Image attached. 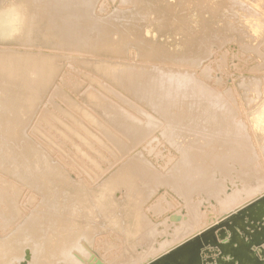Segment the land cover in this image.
Listing matches in <instances>:
<instances>
[{
    "label": "bare ground",
    "instance_id": "1",
    "mask_svg": "<svg viewBox=\"0 0 264 264\" xmlns=\"http://www.w3.org/2000/svg\"><path fill=\"white\" fill-rule=\"evenodd\" d=\"M49 5L55 6V13L46 11ZM203 5L208 4L203 2ZM189 7L183 9L190 10L193 6ZM66 8H69L68 0H10L5 6L0 4V42L5 39L23 46L0 45V173L3 175H0V264H264V162L256 152L249 150L254 148L252 143L247 142L244 147L232 142L233 138L242 136V131L250 122L245 125L237 119L234 121L231 118L234 111L225 105L222 111H218L221 121L215 120L205 125L200 120L206 115L205 110L212 104L226 103L217 96L212 97L209 91L207 97H211V102L202 104L198 110L189 111L193 116L188 128H180L174 117L160 110L169 125L162 130L161 135L165 137L163 139L167 146L175 149L179 156L171 159L165 167L157 165V160L148 157L147 150L143 149L154 135L155 124L130 120L117 122L114 115L109 113L115 107L107 106L103 95L112 100L117 98L118 102L130 106L132 104L125 100L135 101L132 100L135 96L143 94L149 88L147 80L155 71L162 78L156 81L157 85L160 83L158 87H174L180 83L173 76L167 77L170 74L167 75L168 71L164 73L168 70L165 67L144 71L136 66H126V61H122L119 54L118 58L113 59L92 57V54L98 55L95 53L100 51L122 53L124 43L137 40L136 44L142 45L147 37L144 34L134 37L132 32L124 37L114 32L113 35H107L110 27L99 25L106 32L104 41L96 42L94 38L93 45L85 49L79 42L80 37L68 31L71 24L79 23V17L75 15L67 21ZM159 11L157 9V13ZM86 12L92 13L89 3ZM162 14L166 17V13ZM182 15L183 12L180 17ZM179 21H182L181 18ZM205 26L197 29L195 36L192 34L185 38L188 40L186 43L193 48L186 55L187 60L196 62L210 47L223 43L225 32L222 34ZM65 44L75 54L86 52L96 59L89 64L90 72L95 76L90 77V81L95 83L83 94L82 101L73 100L66 89V93L64 89L60 90L66 80H61L64 84L59 83L63 75H59L55 57L49 55L52 52L44 54L45 50L31 48L62 50L67 47ZM148 45L143 48L149 47L150 50L137 49L138 54L142 55L140 57L150 58L160 53L158 47ZM231 46L239 47L236 42L231 43ZM75 54L77 58V55L81 56ZM85 76L88 80L89 76ZM181 76L184 83L180 86L189 84L200 95L196 81L188 75ZM212 76L209 78L213 79ZM162 80L166 82L162 84ZM259 81L258 84L261 83ZM53 85L57 87H54L56 92L60 90L63 93L60 92L59 100L52 101L53 105L48 110H53L60 118L51 117V113L42 114L46 107L41 108L38 118L52 119L59 131L68 135L69 145H74V150L80 152V156H85L83 160L88 166L84 171L72 172L62 163L51 160L46 148L33 142L26 131L29 120L38 110L43 92ZM162 91L159 95H162ZM235 94L239 93L235 91ZM168 102H177L176 97H171ZM258 109L260 111L257 113L255 109L252 110V123L263 138L264 104ZM211 115L215 116L214 111L210 112ZM190 125L196 129L195 138L186 134L191 130ZM173 132L181 134L178 137L180 140L173 139ZM97 147L100 153L97 156L94 154L96 160H93L91 153ZM261 148H264L263 145ZM192 152L198 153L199 159L193 161L189 156ZM11 178L30 189L24 195L25 201L19 200L18 187ZM195 181L199 182L200 188L193 186ZM210 197L217 211L208 214L209 207L204 210L200 205L202 200ZM32 204L33 208L30 206ZM101 229L113 232L117 240L123 242L122 248L117 250L113 247V241L106 236L98 239ZM162 237L164 239L160 240ZM161 247H166V251ZM106 255H111V258L106 259Z\"/></svg>",
    "mask_w": 264,
    "mask_h": 264
},
{
    "label": "rangeland",
    "instance_id": "2",
    "mask_svg": "<svg viewBox=\"0 0 264 264\" xmlns=\"http://www.w3.org/2000/svg\"><path fill=\"white\" fill-rule=\"evenodd\" d=\"M9 1L10 0H0V4L2 6H5L8 4ZM68 1H69V8H66L67 11H65L67 21L70 20L71 17H74L75 15H77L79 17V23L78 24L72 25L71 23H69V25L70 24L71 25L69 26L70 28L68 27V31L71 34L75 33L77 35V37H80L79 42L81 43L82 47L85 49H89L91 47V45H93L91 43H92L94 38H95L96 42L99 40L104 41V39L106 37L105 36L106 32H104V30H101L99 25L110 27L109 29H107V30H110V31H108L107 35L109 33L111 35L114 32L115 35H123V37H124L127 35V33L132 32V34H134V37L135 36L141 37L143 34L145 35V37H147V39L143 42L142 45L140 43L136 44L137 40H135V41L132 40L131 43L126 42L127 44L124 43L122 45L123 49L121 50L122 53H124V54L114 53V52L109 53L106 51H100V52L95 53L98 55L92 54V57L94 56V57H97L100 59H113V58H118V54H119V57H121L122 61H126L125 62L126 66H131V67L136 66L137 68H142L144 71H151V70L154 71V70H157L158 68H160V66L165 67V69H168V70L164 71V73H167V71H168L169 73H167V75H169V74L171 75V76L169 75L170 77L169 76H167V77L172 78V76H173L174 80L177 78L176 82L180 83V85L184 83V81L182 80V76H181L182 74L186 75V76L188 75L190 77V79H193V81H196L200 95H198L197 91L195 90V87H193L189 84H188V86L187 85H182V86L179 85L180 87L178 85H175L174 87L178 86L177 88H174L173 86L168 87V88L158 87V86H160V83H158V85H157L156 81H159V79H162V78L161 77L159 78L160 73H158V72L156 73V71H155L154 73H151L149 79L147 80V83L149 84V88H147V90L143 94H138L137 96H135L132 99L135 101H131V99L125 100V101H128L129 104H132L130 106L123 104V102L122 103L118 102L117 98L112 100L109 97H106L105 95H103L104 99H105L103 101L105 102V104H107V106H109V107H111V106L113 108L115 107V110H110L109 113L114 115V119L117 122H120V121L124 122V121L130 120V122L132 121L135 123H149L150 125H152L153 123L155 124L156 129L154 130V135L152 136V138L148 139V141L145 145L146 147H144L143 149L145 151L147 150L146 152H147L148 157H150L152 159L155 158V161L157 160L155 162V163H157V165L160 164L159 166L165 167L166 165L169 164V161L171 159H176L179 156V153L175 149L167 146L165 139H163L165 137L161 135L162 130L165 129L169 125H168V122L164 119V117L160 114L159 111L160 110L165 111L168 115H171V117H174V119L177 121V124L180 128H186L187 125L191 122L190 119H192V116H193L189 113V111L190 110H198L199 108H202V104L205 105V103L207 101H210L211 97L210 98L207 97L208 91L210 92V95L212 97L217 96V97L221 98L222 100L226 101V103L223 105L222 104H212L211 107H208L205 110L206 115L205 116L203 115L202 119H200V120H202V122L205 125H207L209 122H212L215 120L221 121L220 119H222V118L218 115V111H222V109L225 105L228 107H231V109L234 111V115L231 118H233L234 121H235V119H237V121H241L245 125L248 124L247 122H250L245 128L246 130L244 129V132L242 131V136L238 135V136H240V138H233L232 142L234 144L243 145L244 147H246L247 142L252 143L254 148H249V150L256 152L258 154V156L260 158H262V160L264 162V154H263L264 151L262 150L264 148H261V145H263V147H264V140H263L264 137L262 138L259 136L258 129L255 130L254 129L255 127L253 126V123H252V122H254L253 118H252L254 111L259 112L260 110L258 109V107L260 108V106H262V104H264V93H263L264 84H262V83H264V38H262V37H264L263 36L264 33H262V32H264V29H263L264 28V13H261V12H264V1L263 0H252V1H250V0H209L211 2H208V0H205V1L204 0H202V1L196 0L197 1L196 3L193 0L192 1L191 0H185V1L181 0V2L179 0H176V1L175 0H172V1H170V0H68ZM187 1H189V2H187ZM222 1H223V3H222ZM3 2H4V4H3ZM203 2H204V4H206V5L208 4V5L207 6L203 5ZM212 2H213V5H212ZM88 3L90 6V11L92 13L86 12V6ZM179 3H181L180 6H179ZM186 3H188L189 6L191 5L190 7L193 6L191 8L192 10L190 9L189 6H187ZM198 3L200 5L197 6ZM215 3H219V5L218 4L216 5ZM175 4H177V5H175ZM254 4L256 6H254ZM159 5L163 6V7H160ZM183 5H185L184 6L185 8L189 7L190 10H188V8L186 9L187 11L184 10L185 8L183 7ZM201 5H202L203 9H201L202 8V7H200ZM169 6H170V8H169ZM194 6H195V8H194ZM208 6H209V9H208ZM177 7L179 10L177 9ZM257 7H259V8H257ZM157 9H158V11L160 9L159 13H157ZM49 10L51 11V13H55V6L49 5V7H47L46 11L49 12ZM164 10H166V11H164ZM185 11L187 12V14H185ZM205 11H206V13H205ZM215 11H216V14H214ZM144 12H146L147 14H145ZM182 12H183L182 17H185L186 19L185 18L182 19V17H180ZM162 13H166V17H165V14L163 15ZM174 13H176V14H174ZM168 14H169V16H168ZM141 15H143V16H141ZM176 15L179 16V18L176 17ZM173 16H175V17H173ZM221 16H223V18ZM159 17L161 20L159 19ZM121 18H122V20H121ZM174 18H176V19H174ZM180 18L182 20L181 22L184 23L186 21L185 24H183L179 21ZM225 19H226V22H225ZM198 20H199V22H198ZM250 20H251V23H250ZM174 21H176V22H174ZM258 21H259V23H258ZM42 22H43V20H42ZM208 24H210V25H208ZM217 24H220V25H217ZM225 24H227V25L225 26ZM242 24H243V27H242ZM201 26H205L206 28L209 27L208 29L212 28L213 30L221 31L222 34L225 32V36H224L223 43L221 45H217V46L215 45V47H210L196 62H193V61L187 60V56L192 52L191 50H193V48L190 47V44L186 43V41H188V40L185 38L188 37V35H192V34L195 36L197 33V29L201 28ZM224 26H225V28H224ZM227 26L230 28L229 30H227L228 29ZM257 27H259V28L261 27V28L259 29ZM231 29H232V32H231ZM105 30H106V28H105ZM260 30H262V31H260ZM236 31H238V33ZM233 32H234V34H232ZM245 32H248V33H245ZM145 33H147V34H145ZM230 33L232 35L228 36L227 34H230ZM244 35H246L247 37H245ZM258 35H260V37H258ZM241 38H242V40H241ZM248 38H249V40H248ZM141 40H143V39H141ZM260 40H262V41H260ZM63 41H66V39H64ZM243 41H244V43H243ZM234 42H236L237 45H239V47L231 46V43H234ZM2 44L8 45V46H15V47H21L22 46L18 42L14 43L11 41H7L5 39H2V41L0 42V45H2ZM39 44H41V43H39ZM148 44L149 45L152 44V45L158 47L159 49H157V50H160V53L156 54L157 56L154 55L155 57L154 56L150 57V58L149 57H140L142 55H140V53L138 54L139 50H137V49L140 48L143 50H148V49L150 50L151 48H149V47L143 48L144 45H148ZM187 44H188V46H185ZM223 44H224V46H223ZM226 44H228V45H226ZM64 46L66 47L67 45L65 44ZM31 48H34V50H37V51L39 49L45 50L46 52L44 51L45 52L44 54H46L47 52L54 53V54L49 53V55L52 56L53 58L55 57V61L57 62L58 68L60 69L59 75H61L60 73H62V75H63V79H60V78H57V79H60V81L63 80L64 82L66 80L65 83L67 84V86H65L66 84L62 85V84H64L63 81L59 82V83H62L61 85L63 87L65 86V88L60 87L61 88L60 90L64 89V91H63L64 93H66L68 91L67 94H70V97L73 100L82 101L83 94L87 91L88 88L92 87V85L95 83V82H92L93 80L90 81V77L95 78V76L92 74V72H90L91 70L89 68V64L94 63L96 59H92V57L89 54H87L86 52H81V51L76 52L77 54L81 55L79 57V55H77L74 52L67 49L68 46L62 50H54L53 48L47 49V47L45 49L44 48H36V46L31 47ZM166 48H167V50H166ZM173 48H175L176 50ZM224 49H227V50H224ZM230 49H232V50H230ZM215 51H218V52L220 51V52L219 53L216 52V53H218V54H216ZM57 52H58V54H56ZM231 52L233 55L231 54ZM169 53H171L172 55L175 53L174 54L175 56H171V54L169 55ZM74 54L77 55L78 58L76 56H74ZM226 54H227V57H229L231 55L230 56L231 58L230 57L227 58ZM70 55H72L73 57ZM83 55L85 58L84 57L82 58ZM169 56H170V58L167 59ZM221 56H222V58H221ZM249 56H251V57H249ZM218 58H219V61H218ZM241 59H242V61H241ZM210 60L213 62H211ZM220 61H221V63H220ZM207 62H208V64H207ZM216 62H218V63H216ZM211 63H212V66L210 65ZM255 63H257V64H255ZM145 64L147 66H144ZM209 65H210V67H209ZM170 67H172L173 69L172 68L170 69ZM207 67H208V69H207ZM219 68L221 70H219ZM254 69H256V70H254ZM81 71L83 74L81 73ZM88 71L90 73H88ZM222 71H225V73L224 72L222 73ZM228 71H229V73H228ZM178 72L181 75H179ZM84 73H85V75L89 76L88 80L86 79L87 77L84 75ZM172 73H173V75H172ZM214 73H216V74H214ZM176 74H178V76ZM238 74H239V76H238ZM244 74H246L247 76H244ZM214 75H216V76H214ZM241 75H242V77H244V79L241 77ZM253 75H255V76H253ZM260 75L263 77L261 78ZM211 76L213 77V79L209 78ZM223 77H224V79H222ZM252 78H254V79H252ZM259 79H260V81H259ZM221 80H222V82H221ZM223 80H224V83H223ZM240 80H242V82ZM256 80H258L261 83L258 84L257 83L258 81H256ZM99 81H101V80H99ZM230 81H231V83H230ZM164 82H166V81L162 80V84ZM254 82L257 83L256 84L257 86L254 85L255 84ZM57 83H58V80H57ZM74 83H76V84H74ZM214 83H215V85H214ZM241 83H242V85H241ZM217 85H218V87H217ZM244 86H246L247 88L246 87L244 88ZM54 87H55V85H53V87L52 86L49 87L48 89L45 90V92H43L41 100L39 101V103L37 105L38 110L36 111L35 114H33L31 119L29 120L26 131L28 132L29 137L33 142L38 143L39 145H42L46 148V150L48 151L47 153H49L51 160L56 161L60 164L62 163L64 165V167L69 168V170L72 172L84 171L85 169H87V166H88V164L86 163V160H83V158H85V156H80V154H79L80 152H76L74 150L75 146L69 145V143L67 142L69 140L68 135L67 134L63 135L59 131V129L57 128L56 124L53 123L52 119L48 120L47 118L45 119L43 117L41 119L38 118V116L40 115L39 113L41 112V108H45V107H46V109L42 111V114L51 113V117H53V116L57 117L56 113L53 110H48V107L50 109V106L53 105L55 99L59 100V97L61 96L60 95L61 91L59 90L58 92H56ZM70 87L73 91H71ZM229 87H230V90H229ZM55 88L57 89V87H55ZM153 88H154V90H153ZM217 88H220V89L218 90ZM251 88L254 91L253 90L251 91ZM257 88H259L260 92L258 91ZM49 89L51 91H52V89L55 91H52L53 93L50 94L51 91H49ZM161 89L162 90L165 89L164 90L165 92L162 91ZM170 89H172V90L170 91ZM158 90H159V92H158ZM160 90L162 91V95H159V93L161 94ZM166 91H169V92H167L168 94L166 93ZM235 91H236V93H239V94L236 95ZM54 92H56L55 93L56 95H53ZM63 92H61V94ZM227 92L228 93L230 92L231 95L230 94L228 95ZM222 93H224V94H222ZM57 94H58V96H57ZM245 94H246V96H245ZM163 95H165V97ZM224 95H227V96H224ZM168 96H169V98H168ZM234 96H235V98H234ZM171 97H173V98L176 97L177 102H175V103L170 102L169 103L168 100ZM166 98H167V101H166ZM231 98L233 100H235L234 102H236V104L233 102V100ZM244 98H246L247 101ZM229 99H231V100H229ZM248 99L250 102H248ZM252 99H254V100L252 101ZM52 101H53V103H52ZM237 107H238L239 113H237L238 111H236ZM248 108H249V110H248ZM253 109H255V110L252 111ZM246 110H247V112H246ZM212 111H214L215 116H213V115L210 116V112H212ZM107 112H108V110H107ZM208 112H209V116H208ZM243 112H245L246 114ZM238 114H240V115H238ZM238 116H240L239 117L240 119H238ZM245 116H248L250 120L248 119V117H245ZM57 118H60V117H57ZM210 119H212V120H210ZM44 120H46V121L44 122ZM190 124H192V123H190ZM249 126L251 128L252 127L253 128L251 129ZM192 127L193 126L190 125L191 130H189L186 134L188 136H190L191 138H195L196 129H194ZM246 131H247V133H246ZM180 135H181L180 133L179 134L174 133L173 139L180 140L178 138V137H181ZM255 135L257 137H255ZM156 136H158V137H156ZM257 139H259V140H257ZM261 139L263 140L262 142H261ZM154 140L156 141V143ZM72 142H73V140H72ZM259 143L261 145H259ZM147 144H148V146H147ZM255 144H257L258 146ZM97 149H98V147L95 148V150H93V152L91 153L93 160H96V158L93 155L95 154L97 156V154L100 153V151H98ZM193 149L198 150L195 147H193ZM261 154L263 155V157ZM156 155L158 156L159 159L157 158ZM104 156L105 155H103V157ZM189 156L191 157V159L193 161H196L195 159L198 158V153L196 154V152H192V155L189 154ZM160 157H161V159H160ZM163 157L166 160H164ZM101 159H103V158L101 157ZM263 166H264V163H263ZM0 175L3 176L1 173H0ZM78 175H79V173H78ZM11 180L18 187V195H19L18 198H19V200L25 201L24 195H27L29 193L30 189L25 184H22L21 182L15 180L13 178H11ZM7 181L10 182L9 180H7ZM192 184H193V186H196V188L201 187L199 185L198 181H195ZM195 194H197V193H195ZM119 196H120V194H119ZM197 196L199 197V194ZM213 203H214L213 199L210 197L207 200H202L200 207L204 208V210L209 207V209H207L208 214L213 213V212L217 211L216 210L217 208L214 209V207H216V206ZM30 206L32 208L34 207L33 204ZM102 236H106L107 239H110L111 241H113V243H112L114 245L113 247H115L117 250L120 249V247L122 248L123 242H120L119 239L117 240L115 234L113 232H111L110 230L101 229L97 238L99 239V237L101 238ZM163 239L164 238L162 237V239H160V240H163ZM163 245L165 246L166 243H163ZM163 248L162 249L166 251V249H165L166 247H163ZM105 258L110 259L111 255H106Z\"/></svg>",
    "mask_w": 264,
    "mask_h": 264
}]
</instances>
